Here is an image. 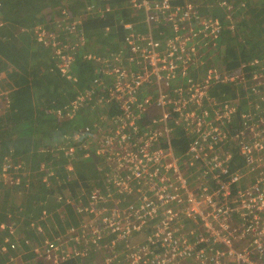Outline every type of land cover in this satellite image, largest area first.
<instances>
[{"label":"built area","instance_id":"2783aa9c","mask_svg":"<svg viewBox=\"0 0 264 264\" xmlns=\"http://www.w3.org/2000/svg\"><path fill=\"white\" fill-rule=\"evenodd\" d=\"M103 2L102 8L92 5V15L104 17L113 10L110 0ZM128 7L141 14L135 24L121 22L128 54L85 55L100 68L89 89L70 105L75 112L102 90L105 96L97 103L118 107L102 106L101 121L76 129L77 147L64 142L71 157L79 148L86 158L116 170L110 180L114 193L106 197L95 191L86 205L75 204L80 225L72 226L67 237L46 242L42 262L264 264V128L258 139L254 130L260 125L250 115L230 136L227 126L237 109L208 96L221 81L244 79L249 66L226 69L224 80L209 57L212 51L219 55L211 40L222 23L203 18L199 6L188 0H130ZM65 16L51 28L39 26V42L51 48L64 76L73 78L87 40L80 21L68 12ZM203 47L209 50L202 56ZM247 77L252 93L263 95L264 67L248 70ZM160 110L158 118L153 111ZM175 124L194 133L183 155L173 148ZM232 144L245 157L244 168L231 165ZM240 163L236 158L235 164ZM10 169L5 163L0 175ZM94 251L104 257L93 256Z\"/></svg>","mask_w":264,"mask_h":264},{"label":"trees","instance_id":"16d2710c","mask_svg":"<svg viewBox=\"0 0 264 264\" xmlns=\"http://www.w3.org/2000/svg\"><path fill=\"white\" fill-rule=\"evenodd\" d=\"M77 1L0 0V174L5 163L11 166V169L3 174L13 175L10 183H15L17 178L30 173L28 177H24V181L21 180L25 185L28 184L29 188L20 200L13 188L9 187V182L6 184L0 175V192L3 191L2 200L0 199V247L7 248V251L0 249L1 264H17L22 261L20 255L24 264H29L32 258H38L36 252L30 253L32 244L38 241L36 247L40 248L42 245L44 247L46 242L67 237L72 226L78 227L82 221L81 215L70 218L72 212L74 213L71 208L70 211L66 208L69 211L68 215L62 214L65 211L63 206L68 199L77 205H86L87 199L93 192L97 191L107 197L110 193H114L110 190H115L114 185L110 183L111 178L117 174L113 167L106 165L104 161L92 157L86 158L79 148L71 157L64 150L53 148V145L63 136L64 142L77 147L72 138L76 129L81 126L92 127L101 121L99 109L102 106L108 107L111 111H114L112 108L118 107L116 104L97 103L105 96L101 90L77 111L70 110L73 100L78 97L80 91L89 89L92 80L97 77L96 69L100 68L95 62L85 58V55L109 57L114 52L122 50L125 52L127 46L124 45L126 32L123 24H135L140 20L141 14H135L128 7L130 0H110L109 4L113 10L104 17H100L99 14L92 17L90 9L92 5L105 7L106 3L103 0H88L90 6L85 13L82 8H78L75 15H80L79 19L84 21L81 28L84 29L87 42L76 57L74 70L71 73L73 78H70L64 76L57 67L56 59L52 58L51 48L36 38L39 36V31L35 27L43 25L48 28V22L54 23L64 17V12L62 13L64 6L59 7L60 12L57 14L52 12L53 8L62 3H67L69 7ZM188 1L199 6L201 15H206L200 6L205 0ZM181 2L182 0H174L176 4ZM208 2L215 8L212 12L206 9L208 14L213 17L220 15L221 9L218 11L217 7L220 0H211L213 4L209 0ZM243 2L246 4L240 6ZM252 4L255 5L251 6ZM236 10L235 31L228 29L225 20L221 21L222 27H227V30L221 34V42L216 44L215 48L221 54L217 59V62L220 61L217 64L221 72L224 68L229 69L234 61L243 59L249 65L248 70L253 71L258 66L264 67V0H238ZM207 16L205 18H209ZM105 33H107L106 37L103 36ZM96 38L106 40L104 41L106 45L94 47L93 39ZM203 50L209 49L203 47ZM240 50L242 54L238 55ZM213 55L215 51H212L209 57ZM232 66L235 69L240 65L233 63ZM74 77H77L78 81H75ZM175 89L178 87L172 90ZM238 90L233 84L225 81L209 89L210 97H214V100L221 103L227 101L237 109L236 114H231L232 122L227 126L230 136L240 131L246 118L250 116L242 112V107L236 103L238 101L244 105L251 96L247 92L242 93ZM260 92L264 95V88ZM253 95L256 97V94ZM255 121V125H260L257 130H262L264 118L257 117ZM175 127L172 136L173 148L176 154L183 155L189 151L194 133L182 125L175 124ZM252 135L253 133L250 132V136ZM231 148L233 153L231 165L244 168L245 157L241 154L240 148L236 144H232ZM236 158L241 161L239 165L235 164ZM68 165H72L74 170L69 171ZM44 166L50 167L48 170L52 174L55 168L61 172L51 175L50 184L42 182ZM249 178H253V175ZM35 212L39 215L33 216ZM44 214L49 215V218L44 219ZM9 216L14 221L18 218L25 220V222L20 221L18 225L20 234L26 236L23 240H18L22 238L21 235H16L18 230L17 232L8 230ZM33 223L42 228L41 235L35 233L34 237H31L32 231L36 232ZM53 224L54 226L50 227ZM54 227L57 229L52 230L51 228ZM100 251H94L93 256L104 254ZM9 256L15 261L9 263L7 258ZM37 261V264H44L39 263V259ZM80 262L68 258L58 264H82ZM83 263H93V259H86Z\"/></svg>","mask_w":264,"mask_h":264},{"label":"rangeland","instance_id":"374dc122","mask_svg":"<svg viewBox=\"0 0 264 264\" xmlns=\"http://www.w3.org/2000/svg\"><path fill=\"white\" fill-rule=\"evenodd\" d=\"M210 2H211V0H209ZM237 2H238V0H220V2H219V4H218V11L221 9V13L219 12V14L220 15H214L215 17H213V16H210L209 14H208V12L206 11V9L209 11V12H212L213 11V9H215L214 8V6L213 5H211L209 2H208V0L206 1L205 0V3L204 4H202V2L200 3V6H202V10H204L205 11V13H206V15L204 14V15H202V17L203 18H205V16H207V17H209L210 19H214V18H216V19H218V20H220V21H222V20H225V22H226V24L228 25L227 27H228V29L229 30H233V31H235L236 30V28L234 27L235 26V22H234V19H236L237 18V16H236V14H237V10H236V5H237ZM212 3V2H211ZM257 3V2H256ZM88 4V5H87ZM213 4V3H212ZM225 4H227V6L225 5ZM246 3H241V5L240 6H244ZM255 4H252L251 6H254ZM61 6H64L65 7V9L62 11V13L64 12V14H63V19H65L66 18V16H65V14L68 12L69 14H71V15H73V18H75V21L78 19L80 22V24H82L83 25V22L84 21H82L81 19H79L80 18V15H75L77 12H78V8L80 9V8H82L83 10H84V13L85 12H88L87 10H88V8H89V6H90V3H89V1L88 0H78L77 1V3H72V4H70L69 5V7H67V3H62L61 5H59V6H57V7H55V8H53L52 9V12H54V13H59L60 12V9H59V7H61ZM96 6H99V7H101L100 5H96ZM240 6H238V7H240ZM92 7V6H91ZM90 7V9L92 10V8ZM102 8V7H101ZM99 9V8H98ZM89 14V13H88ZM91 16L93 17V16H95V15H92L91 14ZM217 17H221V18H224V19H220V18H217ZM63 19L62 18H60L59 20H61L59 23H61L62 21H63ZM207 19V18H206ZM229 19H231V20H233V21H231V20H229ZM58 20V21H59ZM57 21V22H58ZM228 21V22H227ZM53 21H50V22H48V24H49V28H51V25L52 24H54L55 25V23L56 22H54V23H52ZM138 22V21H137ZM234 23V25H232ZM256 24V23H255ZM41 26V25H40ZM43 26V25H42ZM227 27H225V28H222V27H219V28H217V30H216V36H217V38H216V36H214L213 38H212V40H211V42H214L213 43V48L215 49V44H219L220 42H221V39H222V37H221V34H222V32H225V30H227ZM35 29H38V31H39V27H35ZM235 29V30H234ZM253 33H252V31H251V35H252ZM253 37V35L251 36V38ZM36 38H39V36H36ZM93 40H95V39H93ZM68 41V39L67 38H65L64 39V42L66 43ZM102 45H106V42H103L102 43ZM238 48H240V47H238ZM204 54H202V56L203 55H205V53L207 54L208 52L207 51H204L203 52ZM239 54H242L241 53V50L238 52V55ZM221 54H219L218 56H212L211 58L213 59L212 61H214V63H218L217 62V59H218V57L220 56ZM220 62V61H219ZM233 63H236L237 65H242L243 63L244 64H246V60L245 59H243L242 61H234ZM232 63V64H233ZM232 64H231V67L228 69V71L230 70L231 72L232 71H234V70H236L237 68H233V66H232ZM253 64H256V63H253ZM263 64V63H262ZM246 66H249V65H247L246 64ZM263 66H264V64H263ZM248 69H249V67H248ZM225 70H226V68H224V70L221 72L220 71V73L219 74H225V77H224V80H226V78H227V75L228 74H226V72H225ZM235 73V72H234ZM200 74V73H199ZM198 73L197 74H195V77H196V79H197V76L199 75ZM248 70L246 71V76H245V78L244 79H234V81H228L227 83H230V84H233V86H234V88H236V89H239L238 91H241L242 93H249L250 94V96L251 97H248V99H247V103L246 104H244V105H242L241 104V102L239 103L238 101H237V105L238 106H241L242 107V109H241V111L242 112H245V113H247V114H249V115H251L250 117L251 118H254V119H256L257 117L258 118H264V95H259V94H257L256 95V97H254V95H253V93L250 91L251 89H252V87H251V83L248 81ZM199 77V76H198ZM226 82V81H225ZM208 96H211L210 94L208 95ZM257 105V106H256ZM71 110V109H70ZM72 111V110H71ZM73 112V111H72ZM153 114L156 116V117H158V118H160L161 116H162V111L160 110V111H153ZM63 117V115H61V118ZM71 117H73L72 116V114H71ZM159 128H157V130H158ZM258 128H256L254 131L257 133V132H259V131H256ZM255 134V133H254ZM261 133H257L256 135H257V137H258V139H262V135L261 136H258V135H260ZM89 136H91V134L89 135ZM61 138L63 139V136H61ZM61 138H58L57 140L58 141H56V142H54V145H53V148H56V149H62V150H64L65 149V151L68 149L67 147H69V146H67L66 147V144H61V143H59L60 142V140H61V142H62V139ZM87 138V137H86ZM246 140L247 141H252L253 140V137H247L246 138ZM85 146V145H84ZM115 150V149H114ZM116 154H121V151L119 150ZM108 157H109V155H104L103 156V160H108ZM49 158V157H48ZM47 159V158H46ZM49 160H52V158L50 157L49 158ZM53 161V160H52ZM7 164V163H6ZM70 166L72 167V168H70ZM7 167L8 168H11V166H9L8 164H7ZM68 170L69 171H71V170H74V168H73V166L72 165H68ZM43 171H44V176H43V180H42V182H44V183H47V184H50V177H51V175H57V174H60L61 172H59L58 171V168H55V172H53V174L51 173V171H49L50 170V167L48 168V166L46 167V166H44L43 168ZM49 169V170H48ZM50 173H49V172ZM30 175V173H26V174H23L20 178H17L16 179V181H15V183H10V180H13V175H10V174H6V175H1L2 177H3V179L6 181V184L8 183L9 184V187H12L13 188V191L16 193V195H17V197H18V200H20V198H22V196L25 194V193H27V188H29V185L27 184V185H25L24 183H22L21 182V180L22 181H24V177H28ZM186 175V174H185ZM2 193H3V191H1L0 192V199L2 200ZM85 193V192H84ZM59 202H61V201H59ZM64 207V209H65V213L63 212L62 214L63 215H68V213H69V211H70V208H71V210H74V213L72 212V214L73 215H69L70 216V218H76L77 216H78V212H75V210H76V207H75V203H74V201H72V200H70V199H68L67 201H65V205L63 206ZM66 208H68L69 209V211H67L66 210ZM32 211V210H31ZM30 211V212H31ZM77 211V210H76ZM33 213V212H32ZM39 215V213L38 212H35L34 213V215L33 216H38ZM43 215V214H42ZM9 218V223H8V230L10 231V232H17V230H18V232L16 233V235H21L20 234V230L18 229V225L21 223L20 221H22V219H20V218H18L16 221H14V220H12V218L9 216L8 217ZM47 218H49V215H47V214H44V219H47ZM69 218V219H70ZM72 220V219H71ZM22 222H25V220H23ZM33 224H35V230H36V232L35 231H32V235H31V237H34V234L36 233L37 235H41L42 233V228L39 226V225H37L36 223H33ZM21 226H23V225H21ZM51 226H54V224L53 225H50V227ZM32 227H33V225H32ZM40 227V228H39ZM1 228L2 229H4L3 228V226H1ZM52 230H55V229H57L56 227H54V228H51ZM53 232V231H52ZM15 235V234H14ZM22 236V238H18V240H23L26 236H25V234H22L21 235ZM40 237V236H39ZM38 238V237H37ZM32 242H34V241H32ZM38 243V241H36L34 244H32L33 245V248L31 249V251H30V253H32V252H35V250L37 249H39L40 251H39V263H41L42 261H44V256H45V252L44 251H42V248H43V245L39 248H37L36 247V244ZM0 249H1V251H7V248L6 247H4V246H2V247H0ZM3 254V253H2ZM99 257V259L100 258H103L104 257V255H99L98 256ZM8 258V262L9 263H12V262H14L15 261V259H13L11 256H9V257H7ZM19 258L22 260V261H20V262H18L17 264H24V261H23V258L21 257V255L19 256ZM37 259L38 258H32L31 260H30V263L29 264H37L38 263V261H37ZM43 263V262H42ZM1 264V263H0ZM8 264V263H7Z\"/></svg>","mask_w":264,"mask_h":264},{"label":"crops","instance_id":"0c3cea01","mask_svg":"<svg viewBox=\"0 0 264 264\" xmlns=\"http://www.w3.org/2000/svg\"><path fill=\"white\" fill-rule=\"evenodd\" d=\"M104 41H106V40H101V39H95V40H93V46L95 47V46H102V43L104 42ZM87 52H89L88 50H87ZM122 53H124V56L126 57V55L128 54L127 53V51H125V52H123V50H122ZM99 56V55H98ZM105 57H107L108 55H104ZM107 58H109V57H107ZM106 112L104 111V112H102V115L103 114H105ZM62 139V138H61ZM59 143H61V144H64V139H62V142H61V140H60V142Z\"/></svg>","mask_w":264,"mask_h":264}]
</instances>
